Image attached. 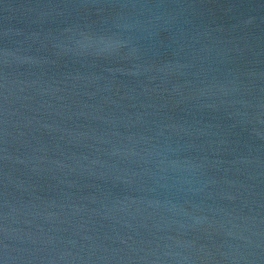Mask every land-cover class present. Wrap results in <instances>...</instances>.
I'll list each match as a JSON object with an SVG mask.
<instances>
[{
    "label": "water",
    "instance_id": "obj_1",
    "mask_svg": "<svg viewBox=\"0 0 264 264\" xmlns=\"http://www.w3.org/2000/svg\"><path fill=\"white\" fill-rule=\"evenodd\" d=\"M108 122L179 264H264V0H24Z\"/></svg>",
    "mask_w": 264,
    "mask_h": 264
}]
</instances>
